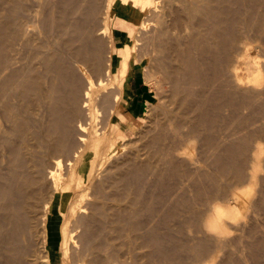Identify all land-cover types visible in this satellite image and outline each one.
I'll use <instances>...</instances> for the list:
<instances>
[{"label":"bare ground","instance_id":"1","mask_svg":"<svg viewBox=\"0 0 264 264\" xmlns=\"http://www.w3.org/2000/svg\"><path fill=\"white\" fill-rule=\"evenodd\" d=\"M34 1H36V0H34ZM92 1H94V0H92ZM162 1H164V0H162ZM195 1L196 2L190 1L191 3L188 5L189 8H188L187 13L190 15V17L192 15L193 17H191L190 19L194 20L193 18H195L197 16V14L202 12L204 14L203 18L200 15L199 16L201 18L200 17L199 18L202 20V23L205 22L206 24H208V30L205 31V32H202L203 30L200 31L199 27H198V29H197L194 37L192 38V40L191 41L190 40L187 41L188 43H185V45L183 47H179L177 44H176V47H174V46H172L173 44L171 43L172 44L171 45L172 46V50H174V52L171 50L174 53V54L171 53V55H172L171 57L173 58V55H174V57H175L174 59H176V61H180V67L176 68L177 65H174V66L172 65V66L174 68H176L177 71H178V68H180L179 70L182 71L181 72L182 74L177 73V72L176 73L180 74L181 78L184 75L185 76L184 78L185 79L187 78L186 82L188 83V85L189 84H191V85L195 84V85L198 86L197 89H196L197 92L193 91L194 93H196L195 97H194L195 94L193 92L190 93V94L187 93L188 95L186 93H183L185 90L182 92V94L188 96L187 98H184V99H186L185 100L186 103L183 102L184 103L183 106H186V104L195 101L196 109H195V106H194L193 111L191 113L190 112L188 113L189 115L191 114L189 120L185 119L186 117L184 118L183 113L184 112L186 113V111H184L183 113L181 112L183 116L179 115L180 114L179 111H182L183 110L182 108H184V107H182L181 110L178 111L179 114L176 113V109L174 111H172V112H174L173 114L179 115V118L177 117V115H176V117H174V118H178L179 119V120L177 119V122L175 121V123L178 124V125L181 124L180 125L181 127H183V126H186V127H184L185 128L184 131H183L184 135L181 134V133L178 135V136H180V135L184 136V137L180 136V137H182V139L184 138L183 140L180 138V140L182 142L180 141L181 143H179V144H181V145H179V146H177L175 148L171 147L173 149V153L172 154L170 153V154H171L172 157L173 156L174 157H182V158L190 157V159H192L191 156H192V152H193V148H194V143H195V141H197V139L204 138V139H206L205 141H206L207 144H211L210 143L211 142L210 133H212V132H210V131L213 128L212 127L213 123H211L212 124V126H211L210 122H211V117L212 116L211 117L209 116V113H208V112H210L209 110H213V111H211V113H215L216 115H218L220 113L222 107H223V109L225 107L226 108L229 107L232 110L233 109L234 110H239L241 112L243 111V110H240L241 108L242 109H250L252 112H251L250 115L248 113V116L245 117V120L252 121L250 123H253V121L256 122L257 120L258 121L262 120V122L259 124L261 126V130L259 132L260 133L259 137L260 136H264V67H263V65L259 64L260 62L258 60H256L255 57H251L252 53L251 54L249 53V47H248V45L251 47V45H250L251 44V40H252L251 38H253L252 32H251L252 35L250 34L251 38L249 37V33L248 32H250V30H253L254 34L256 35V37L254 38L255 42H256L257 38L258 39H260V38L263 39L262 37L264 35V12H261V9H262L261 7H264V0H205L203 2L201 0L200 1L195 0ZM1 2H3V0ZM6 2L7 3L9 2V4L11 6L8 7V9L6 11L4 10L5 13H2V12L0 13V142H1L0 146H1V148L4 147L2 150L8 149L10 151V154L7 155V157H9L11 155V161H10V163L8 162V164H9V171H7L8 173L7 174H3V172H2V174H0V264H25V263L27 264L28 263L27 261H29L30 260L29 258H31L33 255L30 257V255H29L30 252L28 253V256L26 255L27 253L25 254L24 249L26 248V246L24 247V244H21V242L25 238V235L23 233H25L28 230V226L31 225L33 219H37L36 220L37 222L35 221L34 226L36 227V225L38 224L37 227L40 226V228H41L40 234L42 233V240H43L42 243H43V247L45 248V255L41 256L42 258L40 259V262L43 263V264H50V255H49L48 250L46 249V241H47V223H48V220H49V216L48 215H49L50 210H51V197H49V195H50V194H48L49 192L47 193L48 195L43 194V192H45L44 191V189H45L44 185H45L46 180H50V183H51V186H52V194L55 193V192L64 193V192L72 191L71 187H70V183H68V185L65 186V185H63V182H62V179H61V172L63 170L62 168H64L63 167L64 158H66L65 160L68 161L67 164L71 166L70 168H68L69 175L71 176V180L74 177L77 176L75 178L76 179V188L80 190V193L75 198H74V195H72V197L70 199L71 201L69 202V205H68L69 207L67 209V212H62L61 210L59 211V213L62 216V223H61L62 225H61V228H60L61 229V233H60L61 241H60V245H59L60 248H61V260L64 261V262H67V264H69V260H68L69 253L68 252H69L70 245L72 244L71 240H74V238L75 239L78 238L80 240H77V241L78 242L80 241V243L82 245V249H81V245L79 243V246H80L79 252L80 251L84 252V253H82V252L79 253L77 250H75L76 248L74 249L76 251V253H74V255L79 253L78 255H75V257L80 255L79 258H81V259H79V260L77 259L79 264H82V262L84 260H88L90 262V263L88 262L89 264H98V263H100V264H113L112 262H110L111 261V258H109L110 256L108 257L109 259L107 257L104 258V259H107L109 261L105 260L103 262V260H104L103 257L100 260L101 257L98 258V256H97L98 253L96 254V251L100 249L101 244H102V242L100 243V241H97V239L99 240L98 237H100L98 235L101 234V233L99 234L98 232H99V230L101 232L102 228H100V229H99V227H98V229H97V227L95 228V224H94L95 222L94 221H96V220H93L94 219L93 217L91 219L92 222H90L91 220L88 219L89 220V224L87 223L88 221L86 222V220H85L87 218L84 217L85 218L84 219L83 216L81 218H79V219L76 218L75 219L76 221H72L73 223L75 222L74 225L72 224L73 228L71 226H69V223H72V222H70V217L75 216V214L77 212H79V213L81 212V213L86 214L85 213V209L87 207L85 206V203L87 201L84 203V205H83V202L85 201L86 196L89 195L86 192V189H88L89 187L85 188L87 186V185L85 186V184L90 182L94 178V176H96L95 175L96 171H98V170H100L102 168L104 169V167H103L104 166V162H105V160H107L108 157H110V153L114 149V145H115L114 137L116 135L120 136V137L124 136L123 129L121 127L125 123L126 120L124 119V114L119 112V111L117 112V110H116V104L119 103V96L118 97L115 96V98H114L115 103H114V102H110L109 101L110 98H112V97H109V99H108V97H106V96H108L109 94L108 95L106 94L105 98H106L107 102L109 101V103H107L105 101L104 102L109 105V106L107 105V107H106V104L104 105L105 107L103 106V102L102 101L105 100V99H103L102 101L98 100L99 99L98 96L100 97V99L102 98V96H100V94H99L100 92L104 93V91H105L107 93V92L110 91L108 89L111 88L109 80L105 79V77L106 78L110 77L111 73L114 74L115 76H116V73H119L121 76H126V74L128 72V69H129L130 58L132 57V54L134 53L133 52L134 51V49H133V47H134L133 41H131L129 36L123 34L122 35V42H121V44L123 43V46H122L121 49L119 47L120 45L116 47V52H117L116 54L118 55V58H117V61L114 62V60L112 59V56H111V51H110L111 48H112V42H113L112 29H111V23L110 22H113L114 17H115V15H117V13H121V14H123L124 17H119L118 21L115 22L116 23L115 25H118L120 27L124 23V19L132 21V19L135 18V16H136L138 11H140V10L144 11V10H147V9L155 6L156 5L154 3L155 0H107V10L105 12L104 21H103V24H102L101 31L98 32L101 35H103L104 38H107L106 40H108L107 44H108V47H109V54H108V61H107V63H105L106 66L103 63V62H105V60H101V57H100V56H102L101 53L99 55V52L101 50H98L99 49L98 48L99 47L98 44L100 45V42L97 44V42H95V41L94 42L92 41V43L90 41V43H91L90 46L88 44H87V46L86 45L82 46L83 44L80 41V40H82L81 39L82 37L80 36V33H81V35H83L84 33H82V32H85V30H83V31H81L79 33V30L81 29V26H82V24H81L82 22L81 23L80 22H76L75 24H73L72 26L74 28L71 27V25L69 27V24H68L69 29L66 27L67 30H71L70 28H72L73 31H75L73 33L72 30H71L72 34H70V32L68 31L69 34H70L69 36H72L73 34H76V35H79V36L75 35L77 38L75 36H72V37H69V39L67 38L68 40L67 39L66 40H62L61 42H59L61 39L52 40V37L49 34L50 32L49 31L47 32V30H51L52 27H50L51 28L50 29L47 26V29L45 31V34L46 33L47 34H46V39L44 40V42H42V43L37 45V41H35L36 42V43L34 42L35 44H33V43L31 44L32 40L30 39V35H29V38H27V35L29 33H31V31L29 30L30 32L27 33L26 30H25L26 27L24 29H22V24L24 22L22 24L19 23V22L22 21V20L20 21V17L22 15V10H23L22 3L23 2L21 3V0H6ZM6 2H4V3H6ZM67 2L70 3L69 0ZM214 2H216V4ZM29 3H31V2H29ZM37 3H38V0H37ZM37 3H36V8H37ZM93 4H91V7H92ZM27 5H26L25 8H27ZM4 6H2V7H4ZM29 6H31V5H29ZM122 6H127V9H123ZM159 6H161V5H159ZM96 7H97V5H96ZM163 7H165V5ZM31 8H32V6H31ZM71 8H72V6H71ZM162 8L160 9V7H159L160 10H162ZM66 9H67V5H66ZM78 9H79V7H78ZM76 10H77V8H76ZM94 10H95V8H94ZM96 10H97V8H96ZM155 10H153V11H155ZM0 11H1V9H0ZM33 11H34V9H33ZM30 12L31 13H35V12H32L31 10H30ZM76 13H77V11H76ZM76 13H73V14H76ZM157 13H159L158 10H157L156 14ZM163 13H164V11L162 12V14ZM90 14H92L91 11H90L89 15ZM25 15H26V13H25ZM65 15L66 14L63 13L61 18L58 17L60 19V21H59L60 22L59 24H61L60 27H62L64 25V23H65V21H66V19L68 17V16H65ZM33 16L35 17V15H33ZM95 16H96V14H95ZM151 16H149V17H151ZM34 17H32V19ZM154 17L153 18L155 20L156 16L154 15ZM82 19H84V18L82 17ZM151 19L152 18H150L149 20H151ZM200 19L198 21L199 24L204 25V23L202 24L200 22L201 21ZM35 20H37V19H35ZM162 20H163V18H162ZM39 21H40V19H39ZM44 21H45V19H44ZM56 21H58V20H56ZM41 22H43V21H41ZM84 22H86V21H84ZM148 22H150V21H148ZM154 22H156V21H154ZM67 23H71V21L70 22L67 21ZM143 23H147V22L143 21ZM157 23L159 24L160 20L158 22V19H157L156 24ZM24 24H27V23H24ZM24 24H23V26H26ZM34 24H36V23H34ZM46 24H47V22H46ZM50 24H52V23H50ZM162 24H163V22H162ZM140 25H142V23ZM147 25H148V23H147ZM156 26H157V28H159L158 25H156ZM162 28L164 29L165 27L163 26ZM201 28H202V26L200 27V29ZM40 29H42V28L40 27ZM82 29H84V28L82 27ZM159 31H160V29H159ZM163 31L164 30L161 29L160 33L163 34ZM167 31H164L165 32L164 35H166ZM90 32H92V31H90ZM167 34H168V32H167ZM33 35H34V33H33ZM89 35H86V36L89 37ZM41 36H42V34H41ZM161 36H163V35H160L159 37L161 38ZM39 37L40 36H38V38ZM78 37L80 38V40H78L79 39ZM40 38H42V37H40ZM72 38L76 39V42H75V40L72 41L73 40ZM90 38H93L92 34H91ZM160 38H158V39H160ZM165 38H166L165 36L163 38H161V43H162V41L166 42ZM189 38L191 39L190 36H189ZM167 39H168V36H167ZM30 40H31V42H29ZM35 40H38V39L36 38ZM77 40H78V42L79 41L80 42L78 43ZM71 41H72V43H70ZM165 42H164L163 46L161 44L162 48H161V46L159 47L160 51L162 49V52H164L163 47L165 46ZM258 42H256V43H258ZM76 43H78V44L81 43V45H79V48H78V45H76ZM73 44L76 45L74 48L71 47ZM102 44H103V42H102ZM17 45L18 46L19 45L22 46V48L18 47ZM167 45H168V47L170 49L171 46H169V44L166 43V47H167ZM164 49L166 50V48H164ZM262 51H264V50H262ZM105 52H108V51L105 50ZM166 52L169 53L167 50H166ZM258 53H260V52H258ZM21 54H22L24 63L19 62V64L22 63V65L20 64L21 67L19 66V68H17L16 66L13 65V63H14V61L17 62V59H18V57ZM160 55H162V54H160ZM160 55L156 56L158 61L160 60ZM164 55L161 56V57L163 58ZM167 58L168 57L166 55V59ZM177 58L179 60H177ZM256 58H257V56H256ZM103 59H106V58H103ZM163 59H165V58H163ZM152 60H155V59H152ZM158 61H156V62H158ZM72 62L74 63V65L72 64ZM161 62H162V60H161ZM114 63L117 65L116 71H113ZM160 63L158 62V65H160ZM163 63L164 62L161 63V66L166 67L167 63H164V65H163ZM71 64L74 67L76 66L78 71L81 73V74L80 73L79 74L84 77L85 83H80L82 81L78 78L79 76L76 73L77 70L75 71V69L72 67ZM85 64H89L90 65V69H87L88 67H86ZM176 64H179V62L178 63L176 62ZM156 66H157V64H156ZM161 66H158V67L162 68ZM167 66H168V64H167ZM174 68L173 69L171 68V69L173 71H175L176 69H174ZM91 69L93 71H91ZM163 69H164L163 71L166 73L165 70L167 68L166 69L163 68ZM172 70L170 72H172ZM159 71H161V69ZM163 71H162V73H164ZM165 73H164V75L167 76ZM149 74L150 73L147 74L149 77L147 75L146 76H147L148 80L149 79L152 80L153 76L151 77L152 78L151 79ZM165 76H164V78H165ZM20 77L23 78V80L20 79L21 81H19L18 78H20ZM181 78L179 76L180 80H181ZM56 79L59 80L58 85H56V83H55ZM165 79H168V77H166ZM175 79H177V77H175ZM179 79H177V80H179ZM185 79H183V80H185ZM186 82H185V84L187 85ZM191 85L189 87L188 86L186 87V89L189 88L188 92H189L190 89L194 88V87L192 88ZM178 90H180V89H178ZM194 90H195V88H194ZM185 92H187V90ZM111 93H110V95H111ZM116 93L118 94L119 92H116ZM178 93H180V92H178ZM114 94L115 93L113 92V95ZM14 96H16V97L18 96L21 99V102H18V103H21L20 106L17 105L18 107L15 106L16 104L14 105V104L10 103V100ZM103 96H104V94H103ZM32 99H34V101H32ZM17 100H18V98H17ZM111 100H113V99H111ZM32 103L34 105L36 104L39 108H41L42 116L43 115L46 116V117L44 116L46 118V120L44 119L45 122H42V123H45V125H40L39 124V127H37V128L35 127L36 129H32L31 128L32 124H31V117H30V108H31ZM110 104L111 105L114 104V106L113 105L111 106ZM193 104H194V102H193ZM100 105H101L102 109L104 108V110L101 112V114L104 111L106 113L107 110H105V108H109L111 106V109L108 112L109 115L106 116V118H105V120H107V122H108L107 124L111 125L110 131L109 130H104V128L102 129V131L100 129L95 128L94 129L95 135L93 137H89L88 136V125H98V124H102L103 121H104V120H101V119H104V116L100 115V110H102L100 108ZM180 105H181V103H180ZM188 106H186V107H188ZM167 107L168 106H166V108ZM185 109H187V108H185ZM188 109H190V108L188 107ZM163 110H165V109H163ZM39 111H40V109H39ZM194 111L196 112L194 114L195 116L197 115L196 117L193 115ZM217 111H219V113ZM239 111H238V113H239ZM246 111H248V110H245L243 113H245ZM82 112H84V114ZM168 112L166 114V117H167V115L170 114L171 115L170 118H173L172 114H171L172 112L170 111L171 113L169 112V114H168ZM108 113H106V114H108ZM211 113H210V115H212ZM162 114L165 115V112L162 113ZM102 115H104V114H102ZM111 115H113V116L111 117ZM76 116H79V117L77 118ZM180 116L183 117V119H181V121H180V118H181ZM74 117H76V121H77V122L75 121L76 122V127L75 128L72 127L73 123H74ZM107 117H109V118L107 119ZM41 118H40V120H41ZM163 118H164V120L167 121V118H165V117H163ZM174 118L172 119L173 121H174ZM187 118H189V117H187ZM214 118H216V117H214ZM242 118H244V117L242 116ZM8 120H11L9 122H11L10 124H12V126L10 128L8 127L9 129L6 127V123L8 122ZM122 120H123V122H121ZM172 120H170L169 122H171ZM182 120L185 121V122H186V120H188V121L185 124V122L183 123ZM161 121H163V119ZM212 121H214V120H212ZM37 122H39V118H38ZM169 122L168 123L166 122V124H168V126L172 125ZM179 122H181V123H179ZM166 124H165V126H167ZM173 124H174V122H173ZM222 124H224V123H222ZM174 126L172 125L173 128L177 127V125L175 127ZM209 126L211 127V129H210ZM104 127H106V126H104ZM223 127H225V126H223ZM173 128H172V130H173ZM179 128H176V129H179ZM162 129H163V127H162ZM169 129L171 130V127ZM209 129H210V131H209ZM258 129H260V128H258ZM160 130H161V128H160ZM166 130H167V128H166ZM181 130H183V128ZM162 131H164V130H162ZM177 131L179 133L180 129L176 130V132ZM173 132H175V131H173ZM178 133H176V134H178ZM234 133L235 132H233V134ZM251 133H253V132H251ZM163 134H164V132H163ZM173 134H175V133H173ZM221 134L223 135V132ZM244 134H245V132H244ZM9 135L10 136L12 135V137L15 136L16 140L12 139V137L10 138ZM175 135H174V138L176 139L177 135L176 136ZM256 135H258V134H256ZM165 136L166 135H164V137ZM178 136H177V141H176L175 144H177L178 141H179L178 140V138H179ZM255 136H254V138H255ZM157 138H159V137H156V139ZM256 139H255V141H257V142L254 143L255 145L253 147V150H252V152L249 151V153L251 152V154L248 155V156H251V160H249L251 162V166L248 165L249 168H250L249 171L243 172V171H245V170H243L244 167L242 165L243 163L241 162L242 161V157H244V156H242V154L245 153L243 149L240 151V154H239L240 157L238 158L239 160H236L238 155L236 156V159H235L236 161L234 159H232V158H235V156L233 154L231 155L232 158H229L230 160H228L229 161V162H227L228 164L226 163V159H228V156L230 154L226 157V159L224 158L225 161L222 160V161H224L226 163V166H225V163H223L224 165H222V166H225L227 168H230L231 166H233V168H236L238 170V173L236 174L234 172V169H232L233 172L236 174L237 178L240 179L244 175V173H247V175H244V177L246 176L249 186L248 185L247 186H243L242 189L236 190L233 193L231 192L232 193L231 194V198H229V199L232 201V203L230 205L218 204V202H217L218 200L216 201L217 204L215 203L212 206L210 205L211 207L208 210L209 211L208 217H207V214H206L205 216L207 217V219L205 220L203 218L205 222L201 221L203 223V225L202 224L201 225L204 226V229L206 231L204 233H207L211 237H216L217 239H219L221 237L224 238L223 236H225L227 234V232H229L228 231L229 227L237 228V227H239L238 225H240L241 222H242V224L240 226L243 225V221L247 222V221H245L246 219L244 220V218L246 216V213H247L249 207L251 206L250 201H251V195H252V190H253L252 186L256 187L255 184H257L258 177H259L257 175V171L261 168L262 161H264V143L260 142L261 140L258 141L259 139L258 140H256ZM76 142H78V145L76 146V149H74ZM201 142H202V139H201ZM233 142H235V141H233ZM230 143L232 145V142H230ZM245 143H246V141H245ZM163 144H165V143L163 142ZM247 144H248V141H247ZM241 146H243L242 148H244V144L241 145ZM167 147H168V145H167ZM206 147H207V145H206ZM229 148H230V152L232 153V151H233L231 149L232 147H228L227 150H225V153H227L229 151ZM121 149H123V148H121ZM172 149L171 150L169 149V150L172 151ZM246 151H248V149ZM6 152H5V154H6ZM88 152H91L92 156H91L89 162L87 164H85L84 160H85V156H86V154ZM165 153L168 156V153L164 151V154ZM233 153H234V151H233ZM246 154H247V152H246ZM49 157L53 158V160H54L53 161L54 165H52V168H49V165L45 166L47 163L45 165H43L46 162L45 159H48ZM168 157H170V156H168ZM174 157L171 159L172 161H173ZM9 159H10V157H9ZM243 159H245V158H243ZM6 161H8V160L6 159ZM172 161L170 163H173ZM159 164H157V165H159ZM221 164H219V165H221ZM154 165H155V163H154ZM154 165H152V166H154ZM141 166L142 165H140V167ZM161 166H162V164H161ZM6 167H8V166L6 165ZM43 167H45V170H46V168H48L46 170L47 173H45V170H43ZM145 168L146 167H144V169ZM246 168H248V167L246 166ZM3 169H5V168H3ZM149 169L150 168H148V170ZM202 169H204V168H202ZM83 170H85V172H86L85 177L82 175V171ZM164 170H166V168ZM229 170L231 171V169H229ZM237 170H235V171L237 172ZM43 171H44L45 175H44ZM138 171H139V169H138ZM179 171H180V169H179ZM154 172H155V170H154ZM163 172H162V175H163ZM96 173H99V172H96ZM158 174L160 175V173H158ZM222 174H223V172H222ZM235 174H234V176H235ZM177 175H178V173H177ZM262 175H261V177H262ZM210 177H209V179H210ZM236 177H234V178H236ZM157 178H159V177L157 176ZM232 178H233V176H232ZM188 180H189V178H188ZM242 180H244V178ZM181 181H182V179H181ZM235 181H238V180L235 179ZM262 181H261V183H262ZM238 182H237V184H238ZM47 183H46V187H48ZM209 183H211V182H209ZM244 183H245V180H244ZM143 184H145V183H143ZM219 185H220V183H219ZM210 186L212 187V185H210ZM232 186H233V184H232ZM92 188H93V185H92ZM49 189H50V187H49ZM49 189H48V191H49ZM226 189L227 188H225V190ZM220 190H222V189H219V191ZM95 191L97 193H99V195L96 194V196H95L94 192H93L91 197L99 198L100 196H102V198H104L103 195H105V194H103V192H101V191L99 192L97 190H95ZM204 192H206V190ZM100 193H102V194L100 195ZM159 194H160V192H159ZM220 194H222V193H220ZM45 196L46 197L48 196L47 199L45 198ZM137 196H140V195H137ZM72 198H74V199H72ZM88 198H89V196H88ZM206 199H208V198H206ZM93 200H91V201H93ZM101 200H103V199H101ZM175 201H177V200H175ZM224 201H226V200H224ZM93 202L96 203L97 201L96 202L93 201ZM260 202H262V201H260ZM228 203H230V202H228ZM96 204H97L96 206L99 205L98 203H96ZM167 204H168V202H167ZM262 204L263 203H261L260 205H262ZM177 205H178V203H177ZM200 205H202V204H200ZM187 206L189 207V205H187ZM152 207H154V206H152ZM92 208H93V206H92ZM173 211H175V210H173ZM251 211H252V208H251ZM91 212H92V209H91ZM205 212H206V210H205ZM255 212L257 213V211H255ZM79 213H77V214H79ZM164 213H163V215H164ZM260 213H257V214H260ZM65 214H68V216H66ZM97 215L94 214L93 216H97ZM115 215L117 216L118 213H116ZM202 215H204V214L202 213ZM37 216H38L39 219L37 218ZM91 216H92V213H91ZM120 216H122V214H120ZM154 216H156V215H154ZM169 216H172V215H169ZM247 216H249V215H247ZM202 217L203 216H201L200 219ZM95 218H98V216L95 217ZM251 219H253V218H251ZM72 220H74V219H72ZM185 220H186V218H185ZM98 221L99 220H97V222ZM121 221H123V220H121ZM248 221L251 222V220H249V219H248ZM262 221H263V219H262ZM139 224H140V222H139ZM182 224H184V223H182ZM185 225H187V223ZM247 226H248V223H247ZM70 227L72 229H70ZM128 227H127L128 228V232L130 233L132 231V228H130L129 225H128ZM191 227H192V225H191ZM245 227H244V229H245ZM149 228H151V227H149ZM240 228H242V227H240ZM249 228H251V227H249ZM25 229H26V231H25ZM162 229H164V228H162ZM177 229H178V227H177ZM231 229L232 228H230V230ZM38 230L40 231L39 228H38ZM74 231L75 232L76 231H78V232L80 231V234L77 232L79 234V236L77 235L78 237H76V235H75L74 238L72 237L73 236L72 234H74L73 233ZM192 231H194V230H192ZM235 231H238V230L236 229ZM247 231H249V230H247ZM137 232H139V231H137ZM149 232L148 233L145 232L147 235L145 237L142 235L144 239L142 238L143 240H141V239L140 240L141 241L145 240V241L148 242V240H146V239H147L148 234H151V232L150 233ZM28 233L29 232H27V234ZM158 233H157V235H158ZM179 233H180V229H179ZM249 233H250V231H249ZM255 233H253V234H255ZM258 233H259V231H258ZM151 236H155L153 238L156 239V241H158V242L164 241V238H161L160 236L156 237L155 234L153 235V230H152V235H150V237H149L150 240H151ZM175 236H177V235L175 234ZM186 236H187V234H186ZM227 236H229V235H227ZM138 237L139 236H137V238ZM164 237H165V242H166V236H164ZM229 237L233 238L232 236H229ZM153 238L151 240L152 242H150V243L154 245V248L156 249V251L161 255V257H158V259H161L162 256L163 257L166 256L167 258L169 257V259L171 257H173L172 256L173 253L172 252L170 253V251H172L173 249L172 250L168 249L169 251L167 249H164L161 246L162 245H166V244L165 243L163 244V242H162L161 245H160V243L157 244L154 241ZM160 238L162 239L161 241H159ZM100 239H102V238H100ZM217 239L213 240L214 243H216L215 240L218 242ZM208 240H210V238H208ZM208 240H206L207 242L205 241L203 244L200 245V250L196 251V253H202L203 252L205 254V251L208 248ZM234 240H237V238L233 239V242H234ZM261 240H260V242H262ZM69 241H70L71 244H69ZM174 241H175V239H174ZM219 241H221V240H219ZM231 241H232V239H231ZM253 241H254V239H253ZM256 241L258 242V243L256 242L258 245H257V249L255 251H257V253H259V254L260 253L263 254V251H262L264 249L262 247L263 244L261 245L259 243V240H256ZM72 242H76V241H72ZM147 242H145V243H147ZM175 242H177V241H175ZM178 242L180 243V241H178ZM191 242H193V241H191ZM127 243L129 245L128 241H127ZM145 243H143L144 246H145ZM154 243H156V244H154ZM235 243H236V241H235ZM102 245H105V244H102ZM157 245H159V246H157ZM180 246H182V245H180ZM185 246H187V245H185ZM251 246H253V245H251ZM128 247L130 248V245ZM221 247H223V246H220V248ZM27 248H30V247L27 246ZM145 248H146V246H145ZM192 248H194V247H192ZM226 248H224V249H226ZM244 248H245V246H244ZM255 248H253V249H255ZM26 249H25V251H27V250L29 251V249H27V250ZM102 249H104V247ZM148 249H149V247H148ZM235 250H237V249H235ZM99 252H100V250H99ZM126 252H128V250ZM129 252H130V249H129ZM138 252H141V251H138ZM153 252H151V253H153ZM143 253H141V254H143ZM206 253H207V251H206ZM32 254H34V253H32ZM95 254H96L97 257L95 256ZM243 254H244V251H243ZM262 254H260V255H262ZM25 255L28 257L29 260L26 259L27 257L26 258L24 257ZM40 255H41V253H40ZM87 256H89V258L91 256L92 259L91 258H90L91 260H89V258L87 259ZM128 256L129 255L127 254L126 257H128ZM190 256H191V254H190ZM238 256L240 257V255H238ZM75 257L73 256V260L75 259ZM150 257H148V259ZM191 257H193V256H191ZM33 258H35V257H33ZM152 258H153V256H152ZM207 258H208V256H207ZM130 259L131 258L129 256V261H131ZM162 259H164V258H162ZM37 260H38V258H37ZM114 260L112 259V261H114ZM164 260H166V259H164ZM188 260H189V258H188ZM237 260H238V258H237ZM178 261H179V259H178ZM32 262H34V261H32ZM101 262H103V263H101ZM151 262H152V260H151ZM153 262H155V261H153ZM190 262L187 263V264H190ZM193 262H196V259ZM193 262H191V264H193ZM211 262H212V259H211ZM230 262H233V261H230ZM234 262H236V261H234ZM241 263L243 264V262H241ZM120 264H132V263H130V262H128V263L126 262L125 263L124 262V263H120ZM183 264H186V263H183ZM207 264H208V262H207Z\"/></svg>","mask_w":264,"mask_h":264},{"label":"rangeland","instance_id":"2","mask_svg":"<svg viewBox=\"0 0 264 264\" xmlns=\"http://www.w3.org/2000/svg\"><path fill=\"white\" fill-rule=\"evenodd\" d=\"M2 0H0V13H5V11L8 9V7H10L11 5L9 4V2L7 3L6 0H3V2H1ZM52 1V2H51ZM58 1V2H57ZM68 0H38V3H37V0L34 1V0H21V3L23 5V10H22V15L20 17V21L19 23H27V24H24L26 26H23L22 24V29H24L25 27V30L27 33H29L31 31V33H29L27 35V38H29V35H30V39L31 40L29 42H31V44H35L37 41V45L44 42V40L46 39V34H45V31L47 29V26L48 28L52 27L51 30H47V32L49 31L51 37H52V40H58V39H61L59 42H61L62 40H66L67 38L69 39V37H72V36H75L76 34H73L72 36H69L71 33V30L72 32L74 33L75 31H73L72 28H70L71 30H67L66 27L69 29L70 25L71 27H73L72 25L75 24L76 22H82V26H81V29L79 30V33L83 30H85V32H82L84 33L83 35H81L80 33V36L82 37L81 39L83 40H80V38L78 40H80L82 42V46L86 45L87 44L90 46L92 41L94 42H97V44L100 42V45L98 44V50H101L99 52V55L101 53L102 56L101 57V60H105V62H103L104 64L107 63L108 61V54H109V47H108V40H106L107 38H104L103 35H101L100 33H98L99 31H101V28H102V24H103V21H104V17H105V12L107 10V0H69V2H67ZM84 1V2H83ZM91 1V2H90ZM161 1V2H160ZM183 1V2H182ZM190 1H193V2H196L195 0H190ZM189 0H155V6L147 9V10H140L137 12L136 16L134 19H132V21L130 20H125L124 19V23L119 27L118 25H115L118 21V18L119 17H124L123 14L121 13H117V15H115L114 17V20L113 22H110L111 23V29H112V37H113V42H112V48H111V56H112V59L114 60V62L117 61V58H118V55L116 54V47L119 46L120 49L122 48L123 46V43L121 44L122 42V35L125 34L127 36L130 37L131 41H133L134 43V53L132 54V57L130 58V61H129V69H128V72L126 74V76H121L119 73H116V76L114 74L111 73V76L106 78L105 79H108L109 82H110V86L111 88H109L108 90H110L109 92H100V96H102V98L100 99V97L98 96V100H103V106L106 104L105 102H107L105 96L106 94L108 96V99L109 97H112L110 98V102H114V98L115 96H119V103L116 104V110L117 112H121L124 114V119L126 120L125 123L122 125V129H123V133H124V136L123 137H120V136H115L114 137V141H115V145H114V149L113 151L110 153V157L107 158V160H105L104 162V169H100L96 172H99V173H96L95 172V175L94 178L88 182L87 184H85V188L89 187L88 189H86V192L87 194H89V198L88 196H86V199L85 201L83 202V205L85 203V206L87 207L85 209V213H79V214H75V216L73 217H70V222L72 221H76L75 219L76 218H81L83 216V218H87L85 219L86 222L89 224V220L92 219V217L94 218L93 220H96L94 221L95 223V228L99 227L102 228L101 232L99 230V234L98 237L99 240L97 239V241H100V243L102 242V244H105V245H102L101 244V247L104 249H102L100 247V252L99 250L96 251V254L98 256V258H100V260L104 258H111V261L113 264H120V263H132V264H183V263H189L190 261L193 262L195 259H196V262H193V264H242L241 262H243V264H264V161H262L261 163V168L257 171V175L259 176L258 177V181H257V184L256 187L252 186V195H251V201H250V204H251V208H252V211H251V208L249 207L247 213H246V216L249 215V216H245L244 220L247 221V222H244L243 221V225L240 226L238 225L239 227L237 228H234V227H229L228 228V231L227 234L225 236H223L224 238H219L217 239L216 237H211L209 236L207 233H204L206 232L205 229H204V226L202 222H205L204 219L206 220L207 217H208V213H209V209L210 207L213 205V204H221V205H230L232 203V201L229 199L231 198V194L236 191V190H239V189H242L243 186H247L248 185V181H247V178L246 176L244 177V175H247V173H244V175L239 179L236 177V174L238 173V170L236 168H233V166H231L230 168H227L225 167L226 166V163L229 162L228 160H230L229 158H232V154L235 156V158H232V159H236V156L238 155L237 159L236 160H239L238 158L240 157V151L243 149L245 153L242 154V165L244 167L243 172H246V171H249L250 168L249 166H251V162L249 160H251V156H248L251 154L252 150H253V147H254V143H256L260 137V139L258 141L264 143V136H260V130H261V126L259 125L262 120H257L256 122L253 121V123H250L252 121H248V120H245V117L248 116V113L249 115L251 114V110L250 109H240V110H243L242 112L239 111V110H232L231 108H224L223 107L221 108V111L219 113V111H217L218 115H216L215 113H211V111L213 110H209L210 112L209 113V116L211 117V122H210V125L212 126L211 123H213V128L212 130L209 131L212 132L210 133V137H211V144H207L206 143V139L204 138H201L202 139V142H201V139H197V141H195L194 143V148H193V152H192V159H190V157L186 158H182V157H174L173 161L171 160L173 157L171 156V154L173 153V149L172 148H175L181 144L182 141L180 140V138L182 139V137H184V127L186 126H183L181 127L180 125L176 124L175 121L177 122V119L179 118V115L183 116L184 115V118L185 119H190V115L188 114L189 112L191 113L194 109V106H195V109H196V105H195V101L194 104L193 102H190L188 104H186V106H188L190 109H188V107L186 106H183L186 99L184 98H187L188 94L187 93H192L193 91L194 92H197V85L195 84H189L186 82L187 78L185 79L184 75L182 76L181 78V75L182 74L181 70H179L180 68H178V71H177V67H180V61H176V59H174V55H173V58L171 57V53L174 52V50H172V46L176 47V44L179 46V47H183L185 45V43H188L187 41H191L192 38L194 37L198 27H199V30H203L202 32H205L208 30V24H206L205 22L204 25H201L199 24V19L203 16L204 14L201 12L199 14H197V16L195 18H193L194 20L190 19L191 17H193L187 13L188 11V8H189V4L191 3ZM200 1V0H198ZM202 2L205 1V0H201ZM6 2V3H4ZM26 2V3H25ZM29 2H33L32 4L29 3ZM42 4H41V3ZM65 2V3H64ZM163 2V3H162ZM189 2V3H188ZM192 2V3H193ZM213 2V1H212ZM36 3H37V8H36ZM58 3V4H57ZM73 3V4H72ZM77 5H76V4ZM94 3V4H93ZM162 3V4H161ZM184 3V4H183ZM216 4V2H214ZM5 6H4V5ZM27 5V8L26 5ZM39 4V5H38ZM65 4V5H64ZM88 4V5H87ZM91 4L92 7H91ZM97 7H96V5ZM161 6H159V5ZM31 5V6H29ZM34 5V6H33ZM44 5V6H43ZM66 5H67V9H66ZM70 5V6H69ZM81 5V6H80ZM87 5V6H86ZM100 5V6H99ZM165 5V7L163 6ZM4 6V7H2ZM40 6V7H39ZM72 6V8H71ZM183 8H182V7ZM187 6V7H186ZM2 7V8H1ZM6 7V8H5ZM79 7V9H78ZM81 7V8H80ZM123 9H127V6H122ZM162 8V10L159 9ZM31 8V9H30ZM77 8V10H76ZM89 8V9H88ZM95 8V10H94ZM97 8V10H96ZM154 8V9H153ZM186 8V9H185ZM261 12H264V7H261ZM34 9V11H33ZM51 9V10H50ZM64 9V10H63ZM156 9V10H155ZM3 10V11H2ZM5 10V11H4ZM30 10L32 12H35V13H31ZM55 10V11H54ZM150 12H149V11ZM155 10L157 12V10L159 11V13L156 14ZM39 11V12H38ZM54 11V12H53ZM77 11V13H76ZM85 11V12H84ZM90 11L92 12V14L89 15ZM164 11V13L162 14V12ZM41 12V13H40ZM52 12V13H51ZM57 12V13H56ZM72 14H71V13ZM83 12V13H82ZM155 12V13H154ZM161 12V13H160ZM26 13V15H25ZM66 14L65 16H68L64 25L62 27L61 24H59L60 22V19L62 14ZM68 13V14H67ZM70 13V14H69ZM73 13H76V14H73ZM86 13V14H85ZM156 16V19L154 20V15ZM174 13V14H173ZM31 16H30V15ZM44 14V15H43ZM96 14V16H95ZM154 17H152L151 15ZM188 14V15H187ZM17 15V14H16ZM35 15V17L33 16ZM85 15V16H84ZM89 17H88V16ZM201 17H200V16ZM29 16V17H28ZM93 16V17H92ZM95 16V17H94ZM151 16V17H149ZM175 16V17H174ZM179 18H178V17ZM189 16V17H188ZM31 17V18H30ZM32 17H34L32 19ZM37 17V18H36ZM59 17V18H58ZM74 17V18H73ZM82 17L84 19H82ZM88 17V18H87ZM200 17V18H199ZM227 17V16H226ZM150 18H152L151 20H149ZM163 18V20H162ZM177 18V19H176ZM37 19V20H35ZM40 19V21H39ZM47 24H46V22ZM54 19V20H53ZM157 19H158V22L160 20V23L156 24L157 22ZM198 19V20H197ZM32 20V21H31ZM58 20V21H56ZM73 20V21H72ZM75 20V21H74ZM201 20V19H200ZM39 21V22H38ZM43 21V22H41ZM71 21V23H67ZM86 21V22H84ZM143 21L147 22V23H143ZM150 21V22H148ZM156 21V22H154ZM36 24H34V23ZM93 22V23H92ZM163 22V24H162ZM202 23V20L200 21ZM52 23V24H50ZM95 23V24H94ZM142 23V25H140ZM202 23V24H203ZM68 24H69V27H68ZM197 24V25H196ZM45 25V26H44ZM159 28H157V26ZM195 25V26H194ZM206 25V26H205ZM85 26V27H84ZM156 26V27H155ZM165 27L164 29L162 27ZM202 26V28L200 29V27ZM205 26V27H204ZM40 27L42 29H40ZM45 27V28H44ZM82 27L84 29H82ZM91 27V28H90ZM161 27V28H160ZM74 28V27H73ZM88 28V29H87ZM98 28V29H97ZM122 28V29H121ZM121 29V30H120ZM160 29V31H159ZM161 29L164 30V31H167L166 32V35H164V31H163V34H161ZM30 30V31H29ZM64 30V31H63ZM89 30V31H88ZM170 30V31H169ZM37 33H35V32ZM44 31V32H43ZM67 31V32H66ZM70 34H69V32ZM92 31V32H90ZM153 31V32H152ZM199 31V32H200ZM55 32V33H54ZM63 32V33H62ZM87 32V33H86ZM253 34V38L250 37V34ZM34 33V35H33ZM66 33V34H65ZM78 33V34H79ZM160 33V34H159ZM171 33V34H170ZM194 33V34H193ZM245 33V32H244ZM249 33V37L253 40H251V47L248 45L249 47V53L251 54V57H255L256 60H258L260 63V65H263L264 67V35H263V39H256V43L254 41V38L256 37V35L254 34L253 30H250ZM32 34V35H31ZM39 34V35H38ZM42 34V36H41ZM62 34V35H61ZM90 34V35H89ZM91 34H92V37L93 38H90L91 37ZM154 34V35H153ZM251 34V35H252ZM68 35V36H67ZM86 35H89V37H87ZM160 35H163L161 36V38H163L164 36L166 37L165 40V46L163 47V50L164 52H162V49L160 51V46L162 44H164V42L162 41L161 43V38L159 37ZM34 38H33V37ZM37 36V37H36ZM38 36L42 37V38H38ZM60 38H59V37ZM76 36H79V35H76ZM75 36V37H76ZM98 36V37H97ZM102 38H101V37ZM167 36H168V39H167ZM189 36L191 37V39L189 38ZM38 40H35L36 38ZM157 37V38H156ZM33 38V39H32ZM56 38V39H55ZM77 38V37H76ZM85 40H84V39ZM101 38V39H100ZM160 38V39H158ZM175 38V39H174ZM177 38V39H176ZM187 38V39H186ZM67 39V40H68ZM75 42H76V39L72 38ZM186 39V40H185ZM40 40V41H39ZM42 40V41H41ZM77 40V42H78ZM106 40V41H105ZM185 40V41H184ZM39 41V42H38ZM70 41V40H69ZM72 41L70 43H72ZM79 41V42H80ZM91 41V43H90ZM156 41V42H155ZM159 41V42H158ZM35 42V43H34ZM78 42V43H79ZM103 42V44H102ZM151 42V43H150ZM256 44H255V43ZM76 43V45H78V48H79V45ZM157 43V44H156ZM166 43L169 44V46H172L166 47ZM172 43V44H171ZM263 43V44H262ZM105 44V45H104ZM255 44V45H254ZM259 44V45H258ZM74 45V44H73ZM71 46V47H75L76 45L74 46ZM257 45V46H256ZM18 46V45H17ZM161 46V48H162ZM18 47H21L22 46H18ZM263 47V48H262ZM166 48V50L169 52L167 53L166 50L164 49ZM170 51H169V50ZM262 51H260V50ZM104 50V51H103ZM108 51V52H105ZM173 52H172V51ZM252 50V51H251ZM158 51V52H157ZM193 51V50H192ZM260 52V53H258ZM105 53V54H104ZM158 53V54H157ZM256 53V54H255ZM258 53V54H257ZM263 53V54H262ZM162 54V55H160ZM165 54V55H164ZM174 54V53H173ZM105 55V56H104ZM160 55V60L158 61V59L156 58V56ZM163 59L161 56H163ZM166 55H167V59H166ZM257 58H256V56ZM194 56V55H193ZM261 56V57H260ZM103 58H106V59H103ZM171 58V59H170ZM152 59H155V60H152ZM262 59V60H261ZM161 60L162 62L164 63H167L166 64V67H163L161 66ZM177 60H179L177 58ZM153 61V62H152ZM158 61L160 63V65H158ZM16 61H14L13 65L16 66L17 68H19V66L21 67L22 63H24V60H23V57H22V54L18 57L17 59V64L15 63ZM19 62H22L19 64ZM102 62V61H101ZM176 62L179 64H176ZM102 63V64H103ZM155 63V64H154ZM163 63V65H164ZM263 63V64H262ZM72 64L74 65V63L72 62ZM71 64V65H72ZM157 64V66H156ZM70 65V66H71ZM72 65V67L75 69L77 75L79 76L78 78L82 81L80 83H85V80H84V77L82 75H80L81 73L78 71V69L76 68V66L74 67ZM86 67H88L87 69H90V65L89 64H85ZM154 65V66H153ZM174 65H177L176 68H174L173 66ZM106 66V64H105ZM158 66H161L162 68L158 67ZM92 67V66H91ZM157 67V68H156ZM93 68V67H92ZM163 68H167L165 71L166 73L163 71L164 69ZM176 69L175 71H173L172 69ZM117 69V65L114 63L113 65V71H116ZM157 69V70H156ZM161 69V71H159ZM170 69V70H169ZM172 70V72H170ZM91 71H93L91 69ZM162 71L167 75L165 76L164 73H162ZM168 71V72H167ZM160 72V73H159ZM170 72V73H169ZM180 73V74H177V73ZM80 73V74H79ZM150 73V78L153 80H148L147 78V74ZM174 73V74H173ZM177 75H176V74ZM170 74V75H169ZM147 75V76H146ZM168 77V79H165L164 78ZM179 76L181 78V80L179 79ZM130 77H132V79L134 80V84L136 85V91L135 92H129L127 87H126V84L128 83V80L130 79ZM149 77V76H148ZM175 77H177V79H175ZM19 81L23 80V78H18ZM21 79V80H20ZM185 79V80H183ZM79 80V81H80ZM56 82V85H58L59 83V80H55ZM84 81V82H83ZM180 81V82H179ZM185 82L187 83V85L185 84ZM192 86V88L194 87L193 89H190L189 92H188V89H186V87L188 86ZM191 88V87H190ZM180 89V90H178ZM107 90V91H108ZM187 90V92L185 91ZM192 90V91H191ZM184 91V92H183ZM113 92L116 94L113 95ZM116 92H119L118 94ZM177 92V93H176ZM180 92V93H178ZM183 93H186L187 95H184L182 94ZM193 92V93H194ZM121 93V94H120ZM102 94V95H101ZM104 94V96H103ZM120 94V95H119ZM194 97L196 96V93H194ZM183 95V96H182ZM114 96V97H113ZM176 96V97H175ZM186 96V97H185ZM192 96V95H191ZM18 98V100H17ZM177 100H176V99ZM113 99V100H111ZM182 99V100H181ZM32 101H34V99H32ZM105 101V102H104ZM109 101L107 103H109ZM14 102V103H13ZM18 102H21V99L20 97H16L14 96L11 100H10V103L12 104H16L15 106H20L21 103H18ZM184 102V103H183ZM18 103V104H17ZM181 103V105H180ZM102 105V104H101ZM100 105V108L102 109ZM108 104H106V107H107ZM111 105V104H110ZM114 106V104H112ZM111 105V106H112ZM162 105V106H161ZM168 106L166 108V106ZM17 106V107H18ZM109 106V105H108ZM111 106L109 108H105V110H107L106 113H108L111 109ZM181 106V107H180ZM105 107V106H104ZM173 107V108H172ZM180 107V108H179ZM184 107V108H182ZM192 107V108H191ZM162 108V109H161ZM172 108V109H171ZM181 108L183 109L182 111H179L181 110ZM187 108V109H185ZM40 109V111H39ZM165 109V110H163ZM169 109V110H168ZM176 109V113L180 114L177 115V114H173L174 111ZM104 110V108L102 110H100V115L101 116H104V119H101V120H104L102 124H98V125H88V136L89 137H93L95 135V131L94 129L97 128V129H100L102 131V129L104 128V130H109L110 131V128H111V125L110 124H107V120H105L106 116L109 115L105 113V111L102 113L104 115L101 114V112ZM115 110V111H116ZM167 110V111H166ZM245 110H248L246 111L245 113H243ZM172 114V117H177L178 118H174V121L172 120L173 118H170L171 115L169 114V112ZM179 111V112H178ZM186 111V113L184 112ZM237 111V112H236ZM239 111V113H238ZM39 112V113H38ZM165 112V115H163L162 113ZM170 115H167L166 117V114ZM183 115H182V113ZM216 112V111H215ZM228 112V113H227ZM236 112V113H235ZM42 110L41 108H39L36 104L34 105L32 103L31 105V108H30V117H31V124H32V129H36L37 127H39V124L40 125H45V123H42V122H45L46 120V116L43 115L42 116ZM84 114V112H82ZM196 112L194 111L193 115L195 114ZM210 113L212 115H210ZM226 113V114H225ZM230 113V114H229ZM238 113V114H237ZM41 114V115H40ZM188 116H187V115ZM198 114V113H197ZM216 116H215V115ZM237 114V115H236ZM186 115V116H185ZM192 115V116H193ZM246 115V116H245ZM45 116V117H44ZM113 115H111L112 117ZM169 116V117H168ZM180 116V117H181ZM191 116V117H192ZM195 116V115H194ZM193 116V117H194ZM197 116V115H196ZM195 116V117H196ZM216 118H214V117ZM242 116L244 118H242ZM42 117V118H41ZM77 118L79 116H76ZM76 117H74V123H73V126L72 127H76ZM82 117V116H81ZM167 118V121L164 120V118ZM189 117V118H187ZM192 117V118H193ZM194 117V118H195ZM238 117V118H237ZM38 118H39V122L38 121ZM41 118V120H40ZM109 117H107L108 119ZM191 118V119H192ZM45 119V120H44ZM83 119V118H82ZM111 119V118H110ZM163 119V121H161ZM181 119H183V117L180 118V121ZM184 119V120H185ZM170 120H172L174 122L171 121L169 122ZM179 120V119H178ZM183 121L182 122L185 124L187 123V121ZM214 120V121H212ZM242 120V121H241ZM11 120H8V122L6 123V127L10 128L12 126V124H10L11 122H9ZM76 121V122H75ZM245 121V122H244ZM123 122V120L121 121ZM166 122L172 124L173 126L177 125L176 128H179L180 129V132L178 133V131L176 132V130H179V129H176V128H173L172 125L168 126V124H166ZM167 126H165V124ZM181 123V122H179ZM182 123V124H183ZM224 123V124H222ZM159 125V126H158ZM222 125V126H221ZM262 125V124H261ZM106 126V127H104ZM161 126V127H160ZM174 126V127H175ZM179 126V127H178ZM225 126V127H223ZM236 126V127H235ZM36 127V128H35ZM163 127V129H162ZM165 127V128H164ZM171 127V130L173 128V130L171 131L169 128ZM8 128V129H9ZM132 128V129H131ZM141 128V129H140ZM149 128V129H148ZM161 128V130H160ZM167 128V130H166ZM183 128V130H181ZM220 128V129H219ZM225 128V129H224ZM260 128V129H258ZM31 129V130H32ZM144 129V130H143ZM151 129V130H150ZM176 129V130H175ZM149 130V131H148ZM164 130V131H162ZM171 132H170V131ZM218 130V131H217ZM258 130V131H257ZM33 131V130H32ZM169 131V132H168ZM175 131V132H173ZM164 132V134H163ZM178 133L176 134L177 136L181 133L183 135H180L178 136V143H176L177 141V136L173 133ZM223 132V135L221 134ZM233 132H235L233 134ZM245 132V134H244ZM253 132V133H251ZM144 133V134H143ZM158 133V134H157ZM241 133V134H240ZM258 135H256V134ZM173 134V135H172ZM143 135V136H142ZM145 135V136H144ZM157 135V136H156ZM160 135V136H159ZM164 135H166L164 137ZM169 135V136H168ZM171 135V136H170ZM174 135L176 136V139L174 138ZM216 135V136H215ZM242 135V136H241ZM244 135V136H243ZM257 137H256V136ZM10 136V135H9ZM141 136V137H140ZM203 136V135H202ZM230 136V137H229ZM232 136V137H231ZM250 136V137H249ZM255 136V138H254ZM12 137V135L10 136V138ZM156 137H159L156 139ZM217 137V138H216ZM141 138V139H140ZM143 138V139H142ZM163 138V139H162ZM172 138V139H171ZM226 140H225V139ZM230 138V139H229ZM243 138V139H242ZM12 139L16 140V137L13 136ZM168 139V140H167ZM175 139V140H174ZM184 139V138H183ZM182 139V140H183ZM217 139V140H216ZM221 139V140H220ZM232 139V140H231ZM155 140V141H154ZM167 140V141H166ZM173 140V141H172ZM224 140V141H223ZM13 141V140H12ZM148 141V142H147ZM158 141V142H157ZM170 141V142H169ZM181 141V142H180ZM214 141V142H213ZM235 141V142H233ZM246 141V143H245ZM247 141H248V144H247ZM154 142V143H153ZM156 142V143H155ZM162 142V143H161ZM163 142L165 144H163ZM172 142V143H171ZM219 142V143H218ZM232 142V145L231 143ZM244 142V143H243ZM1 143V142H0ZM89 143V142H88ZM87 143V144H88ZM204 143V144H203ZM235 143V144H234ZM251 143V144H250ZM171 146H170V145ZM207 147H206V145ZM244 144V148H242ZM78 145V142L75 143V148L76 149V146ZM157 145V146H156ZM162 145V146H161ZM168 145V147H167ZM211 145V146H210ZM124 146V147H123ZM205 146V147H204ZM215 146V147H214ZM221 146V147H220ZM8 147V146H7ZM165 147V148H164ZM172 147V148H171ZM199 147V148H198ZM201 147V148H200ZM205 149H204V148ZM225 147V148H224ZM228 147H232L231 149L234 151H232V153L230 152V148H229V151L227 153H225V150H227ZM4 148V147H3ZM3 148H1L0 146V174H7L9 171V164L8 162L10 163L11 161V155L9 157H7V155L10 154V151L8 149H4L2 150ZM123 148V149H121ZM146 150H145V149ZM164 150H163V149ZM163 151H162V150ZM167 149V150H166ZM172 149V151L170 150ZM248 149V151H246ZM2 150V151H1ZM159 150V151H158ZM236 150V151H235ZM7 151V152H6ZM122 151V152H121ZM143 151V152H142ZM154 151V152H153ZM163 153H162V152ZM164 151L168 153V157L166 155V153L164 154ZM202 151V152H201ZM209 151V152H208ZM249 151H251L249 153ZM2 152V153H1ZM6 152V154H5ZM239 152V153H238ZM247 152V154H246ZM72 153V152H71ZM126 153V154H125ZM154 153V154H153ZM171 153V154H170ZM195 153V154H194ZM223 155H222V154ZM236 153V154H235ZM112 154V155H111ZM170 154V155H169ZM207 154V155H206ZM230 154V155H229ZM212 155V156H211ZM229 155V156H228ZM91 152H88L85 156V164H87L91 158ZM217 156V157H216ZM228 156V159H226V157ZM7 157V158H6ZM194 157V158H193ZM200 157V158H199ZM71 158V157H70ZM135 160H133V159ZM152 158V159H151ZM170 158V159H169ZM217 158V159H216ZM226 159V163L224 162L225 159ZM245 158V159H243ZM6 159L8 161H6ZM49 159V160H48ZM48 159H45L46 162L43 164L46 165L45 166H48L49 165V168H52V165L53 164V158L49 157ZM63 159V158H62ZM66 158H64V165L62 168V172H61V179H62V182H63V185H68V183H70V187H71V190L72 191H69V192H64V193H60V192H55L52 194V186H51V183H50V180H46L45 182V185H44V191L43 194L45 195H49V197H51V210H50V213H49V220H48V223H47V241H46V249L48 250L49 252V255H50V264H67V262H64L61 260V248H60V241H61V223H62V216L61 214L59 213V211L61 210L62 212H67V209H68V205H69V202L71 201V197L72 195H74V198L80 193V190L76 188V177H74L72 180H71V176L69 175V171H68V168H70L71 166L68 165V161L65 160ZM184 159V160H183ZM187 159V160H186ZM3 160V161H2ZM5 160V161H4ZM52 160V161H51ZM156 160V161H155ZM180 162H179V161ZM224 160V161H222ZM235 160V161H236ZM50 163H48V162ZM51 161V162H50ZM160 161V162H159ZM173 162V163H170V162ZM209 161V162H208ZM222 161V162H221ZM135 162V163H134ZM145 162V163H144ZM149 164H148V163ZM157 162V163H156ZM175 162V163H174ZM177 162V163H176ZM133 163V164H132ZM140 163V164H139ZM155 163V165H154ZM160 163V164H159ZM191 163V164H190ZM205 163V164H204ZM213 163V164H212ZM222 163V164H221ZM223 163H225V166H222L224 165ZM139 164V165H138ZM144 164V165H143ZM149 166H148V165ZM159 164V165H157ZM162 164V166H161ZM174 164V165H173ZM186 164V165H185ZM203 164V165H202ZM221 164V165H219ZM228 164V163H227ZM6 165L8 167H6ZM134 165V166H133ZM138 165V166H137ZM140 165H142L140 167ZM154 165V166H152ZM180 165V166H179ZM198 165V166H197ZM201 165V166H200ZM248 168H246V166ZM249 165V166H248ZM176 166V167H175ZM186 166V167H185ZM144 167H146L144 169ZM159 167V168H158ZM161 167V168H160ZM183 167V168H182ZM196 167V168H195ZM206 167V168H205ZM222 167V168H221ZM242 167V168H243ZM5 168V169H3ZM130 168V169H129ZM148 168H150L148 170ZM152 168V169H151ZM166 168V170H164ZM171 170H170V169ZM204 168V169H202ZM217 170H216V169ZM225 168V169H224ZM227 168V169H226ZM246 168V169H245ZM48 168H46L47 170ZM119 169V170H118ZM139 169V171H138ZM160 169V170H159ZM169 169V170H168ZM178 169V170H177ZM180 169V171H179ZM183 169V170H182ZM215 169V170H214ZM224 169V170H223ZM231 169V171L229 170ZM234 169V173L233 170ZM248 169V170H247ZM3 170V171H2ZM43 170H45V167H43ZM45 170V173H47ZM103 170V171H102ZM128 170V171H127ZM155 170V172H154ZM159 170V171H158ZM177 170V171H176ZM199 170V171H198ZM237 170V172L235 171ZM127 171V172H126ZM164 171V172H163ZM189 173H188V172ZM227 173H225V172ZM162 172H163V175H162ZM166 172V173H165ZM171 172V173H170ZM175 172V173H174ZM186 174H185V173ZM220 172V173H219ZM223 172V174H222ZM44 173V171H43ZM44 173V175H45ZM144 173V174H143ZM160 173V175L158 174ZM170 173V174H169ZM178 173V175H177ZM195 173V174H194ZM204 173V174H203ZM232 173V174H231ZM153 174V175H152ZM180 174V175H179ZM208 174V175H207ZM231 174V175H230ZM235 174V176H234ZM263 174V175H262ZM82 175L85 177L86 175V172L85 170L82 171ZM187 175V176H186ZM262 175V177H261ZM142 176V177H141ZM156 176V177H155ZM157 176L159 178H157ZM207 176V177H206ZM211 176V177H210ZM216 176V177H215ZM224 176V177H223ZM233 176V178H232ZM181 177V178H180ZM186 177V178H185ZM210 177V179H209ZM213 177V178H212ZM221 177V178H220ZM236 177V178H234ZM149 178V179H148ZM157 178V179H156ZM161 178V179H160ZM189 178V180H188ZM208 178V179H207ZM244 178L245 180V183H244V180H242ZM87 179V178H86ZM163 179V180H162ZM182 179V181H181ZM184 179V180H183ZM212 179V180H211ZM216 179V180H215ZM235 179H237L238 181H235ZM170 180V181H169ZM201 180V181H200ZM227 180V181H226ZM230 180V181H229ZM263 180V181H262ZM148 181V182H147ZM156 181V182H155ZM161 181V182H160ZM164 181V182H163ZM203 181V182H202ZM206 181V182H205ZM211 183H209V182ZM234 181V182H233ZM242 181V182H241ZM260 181V182H259ZM262 181V183H261ZM48 182V183H47ZM133 184H132V183ZM139 182V183H138ZM238 182V184H237ZM46 183H47V186L46 187ZM93 183V184H92ZM141 183V184H140ZM145 183V184H143ZM155 183V184H154ZM161 183V184H160ZM164 183V184H163ZM202 183V184H201ZM220 183V185H219ZM227 183V184H226ZM259 183V184H258ZM149 184V185H148ZM169 184V185H168ZM178 186H177V185ZM180 184V185H179ZM187 184V185H186ZM194 184V185H193ZM233 184V186H232ZM235 184V185H234ZM50 185V186H49ZM92 185H93V188H92ZM154 185V186H153ZM157 185V186H156ZM197 185V186H196ZM205 185V186H204ZM210 185H212V188ZM224 185V186H223ZM240 185V186H239ZM145 186V187H144ZM188 186V187H187ZM193 186V187H192ZM227 186V187H226ZM242 186V187H241ZM249 186V185H248ZM262 186V187H261ZM50 187V189H49ZM134 187V188H133ZM174 187V188H173ZM206 187V188H205ZM227 188L225 190V188ZM239 187V188H238ZM241 187V188H240ZM169 188V189H168ZM184 188V189H183ZM190 188V189H189ZM195 188V189H194ZM199 188V189H198ZM237 188V189H236ZM260 188V189H259ZM263 188V189H262ZM47 189V190H46ZM49 189V191H48ZM100 189V190H99ZM192 189V190H191ZM204 189V190H203ZM219 189H222L219 191ZM229 189V190H228ZM259 189V190H258ZM92 192H91V191ZM95 190L97 191H101L103 192V195L104 198H102V196H100L99 198H93L91 197L93 192H94V195L96 196V194L99 195V193H97ZM139 190V191H138ZM192 192H191V191ZM200 190V191H199ZM206 190V192H204ZM214 190V191H213ZM224 190V191H223ZM262 190V191H261ZM175 191V192H174ZM187 191V192H186ZM189 191V192H188ZM49 192V193H48ZM90 192V193H89ZM156 194H155V193ZM160 192V194H159ZM165 192V193H164ZM168 192V193H167ZM178 192V193H177ZM200 192V193H199ZM202 192V193H201ZM232 192V193H231ZM48 193V194H47ZM150 193V194H149ZM172 193V194H171ZM182 193V194H181ZM222 193V194H220ZM52 194V195H51ZM102 193H100L101 195ZM153 194V195H152ZM156 196H155V195ZM164 194V195H163ZM190 196H189V195ZM195 194V195H194ZM204 196H203V195ZM215 194V195H214ZM225 194V195H224ZM93 195V196H94ZM97 195V196H98ZM137 195H140V196H137ZM176 195V196H175ZM209 195V196H208ZM214 195V196H213ZM208 196V197H207ZM221 196V197H220ZM226 196V197H225ZM253 196V197H252ZM48 197V196H47ZM47 197L45 196V198L47 199ZM149 197V198H148ZM193 197V198H192ZM201 197V198H200ZM217 197V198H216ZM72 198V199H74ZM167 198V199H166ZM173 198V199H172ZM205 198V199H204ZM208 198V199H206ZM228 198V199H227ZM94 199V200H93ZM96 199V200H95ZM99 201H98V200ZM103 199V200H101ZM142 199V200H141ZM162 199V200H161ZM172 201H171V200ZM185 199V200H184ZM188 199V200H187ZM195 199V200H194ZM202 199V200H201ZM220 199V200H219ZM223 199V200H222ZM263 199V200H262ZM89 200V201H88ZM97 201L96 203H98L99 205L96 206L97 204L94 203L93 201ZM160 200V201H159ZM177 200V201H175ZM188 202H187V201ZM218 200V201H217ZM226 200V201H224ZM256 200V201H255ZM262 202H260V201ZM101 201V202H100ZM213 201V202H212ZM217 201V202H216ZM223 201V202H222ZM259 201V202H258ZM145 202V203H144ZM166 202V203H165ZM168 202V204H167ZM230 202V203H228ZM170 203V204H169ZM178 203V205H177ZM185 203V204H184ZM188 203V204H187ZM211 203V204H210ZM227 203V204H226ZM259 203V204H258ZM261 203H263L262 205H260ZM149 204V205H148ZM202 204V205H200ZM177 205V206H176ZM189 205V207L187 206ZM197 205V206H196ZM211 205V206H210ZM256 205V206H255ZM93 206V208H92ZM96 206V207H95ZM148 206V207H147ZM154 206V207H152ZM165 206V207H164ZM183 206V207H182ZM263 206V207H262ZM146 207V208H145ZM168 207V208H167ZM178 207V208H177ZM186 207V208H185ZM85 208V207H84ZM92 209V212H91V209ZM150 208V209H149ZM159 208V209H158ZM170 208V209H169ZM187 209V210H186ZM99 210V211H98ZM156 210V211H155ZM175 210V211H173ZM179 210V211H178ZM206 210V212H205ZM94 211V212H93ZM151 211V212H150ZM255 211H257V213H261L260 214H257ZM98 212V213H97ZM156 212V213H155ZM165 212V213H164ZM205 212V213H204ZM252 212V213H251ZM91 213H92V216H91ZM98 215H97V214ZM118 213V215L116 216L115 214ZM122 214V216H120V214ZM164 213V215H163ZM174 213V214H173ZM176 213V214H175ZM202 213L204 215H202ZM90 214V215H89ZM97 215L98 218H95L97 216H93V215ZM100 214V215H99ZM172 215V216H169V215ZM201 214V215H200ZM207 214V217L205 216ZM252 214V215H251ZM255 214V215H254ZM257 214V215H256ZM66 216H68V214H65ZM139 215V216H138ZM142 215V216H141ZM156 215V216H154ZM162 215V216H161ZM189 215V216H188ZM251 215V216H250ZM77 216V217H76ZM80 216V217H79ZM88 216V217H87ZM91 216V217H90ZM150 216V217H149ZM161 216V217H160ZM178 216V217H177ZM197 216V217H196ZM203 216L201 219L200 217ZM257 216V217H256ZM259 216V217H258ZM263 216V217H262ZM100 217V218H99ZM143 217V218H142ZM148 217V218H147ZM169 217V218H168ZM177 217V218H176ZM183 217V218H182ZM206 217V218H205ZM255 217V218H254ZM38 218V216H37ZM120 218V219H119ZM141 218V219H140ZM186 218V220H185ZM204 218V219H203ZM253 218V219H251ZM39 219V218H38ZM74 219V220H72ZM77 219V220H78ZM89 219V220H88ZM155 219V220H154ZM251 220L250 221H248ZM256 219V220H255ZM261 219V220H260ZM263 219V221H262ZM37 219H33L32 220V223L30 226H28V230L26 231L25 229V233L27 234V232H29L27 235L25 233H23L25 235V238L24 240L21 242V244H24V247L27 246L30 247V248H27L29 249V251H25L24 249V252L25 254L28 256V253L30 255L31 258L28 259V257L25 255L24 257L29 260L27 261L28 263L27 264H43L40 262V259L42 258L41 256L42 255H45V248L43 247V243H42V233L40 234L41 232V228L40 226L36 227L34 226L35 224V221ZM97 220H99L97 222ZM123 220V221H121ZM151 220V221H150ZM198 220V221H197ZM102 221V222H101ZM144 221V222H143ZM185 221V222H184ZM202 221V222H201ZM253 221V222H252ZM255 221V222H254ZM262 221V222H261ZM34 222V223H33ZM37 222V221H36ZM92 222V220L90 221ZM100 222V223H99ZM122 222V223H121ZM127 222V223H126ZM138 222V223H137ZM140 222V224H139ZM147 222V223H146ZM159 222V223H158ZM172 222V223H171ZM192 224H191V223ZM198 222V223H197ZM250 222V223H249ZM75 223V222H74ZM74 223H69V226H71L73 228V225ZM98 223V224H97ZM178 223V224H177ZM184 223V224H182ZM187 223V225H185ZM247 223H248V226H247ZM254 223V224H253ZM71 224V225H70ZM73 224V225H72ZM173 224V225H172ZM175 224V225H174ZM194 224V225H193ZM202 224V225H201ZM99 225V226H98ZM127 225V226H126ZM128 225L130 226V228H132V231L129 233L128 232ZM146 225V226H145ZM151 225V226H150ZM179 225V226H178ZM184 225V226H183ZM192 225V227H191ZM255 227H254V226ZM133 226V227H132ZM156 226V227H155ZM174 226V227H173ZM176 226V227H175ZM246 226V227H245ZM30 227V228H29ZM33 227V228H32ZM70 227V229H72ZM128 227V228H127ZM147 227V228H146ZM151 227V228H149ZM178 227V229H177ZM191 227V228H190ZM197 227V228H196ZM199 227V228H198ZM203 227V228H202ZM236 227V226H235ZM242 227V228H240ZM245 227V229H244ZM251 227V228H249ZM38 228L40 229V231L38 230ZM155 230H154V229ZM164 228V229H162ZM230 228H232L231 231ZM143 231H142V230ZM147 229V230H146ZM179 229H180V233H179ZM197 229V230H196ZM234 229V230H233ZM238 230V231H235V230ZM257 229V230H256ZM33 230V231H32ZM136 230V231H135ZM145 230V231H144ZM152 230H153V235L155 234L156 237L160 236L161 238H164V241L163 244L165 243L166 245H162L161 247H163L164 249H169V250H172L170 251V253L172 252V256L170 259L169 257L167 258L166 256L162 258L166 259H158V257H161V255L156 251V249L154 248V245L151 244L150 242H152V238L155 237V236H151V240H150V235H152ZM161 230V231H160ZM194 230V231H192ZM245 230V231H244ZM249 230V231H247ZM103 231V232H102ZM139 231V232H137ZM151 232V234H148L147 236V241H141L143 240V236L145 237L148 233V232ZM187 231V232H186ZM202 231V232H201ZM244 231V232H243ZM252 231V232H251ZM259 231V233H258ZM37 232V233H36ZM78 231H74L72 234L73 238L75 237H78L79 234H80V231L77 233ZM141 232V233H140ZM146 232V233H145ZM149 232V233H150ZM159 232V233H158ZM174 232V233H173ZM178 232V233H177ZM183 232V233H182ZM199 232V233H198ZM240 232V233H239ZM256 232V233H255ZM158 233V235H157ZM195 233V234H194ZM242 233V234H241ZM250 235H249V234ZM255 233V234H253ZM131 234V235H130ZM175 234L177 236H175ZM187 234V236H186ZM194 234V235H193ZM234 234V235H233ZM262 234V235H261ZM78 235V236H77ZM143 235V236H142ZM162 235V236H161ZM179 235V236H178ZM181 235V236H180ZM207 235V236H206ZM232 236L233 238L229 237V236ZM129 236V237H128ZM131 236V237H130ZM137 236H139L137 238ZM166 236V242H165V237ZM172 236V237H171ZM174 236V237H173ZM194 236V237H193ZM200 236V237H199ZM203 236V237H202ZM181 237V238H180ZM186 237V238H185ZM229 237V238H228ZM102 238V239H100ZM105 240H104V239ZM143 238V239H142ZM160 238L159 241H161L162 239ZM195 238V239H194ZM205 238V239H204ZM208 238H210V240H208ZM228 238V239H227ZM237 240H234L233 242V239H236ZM239 238V239H238ZM249 238V239H248ZM37 239V240H36ZM141 239V240H140ZM154 239V238H153ZM177 241L175 242L174 241ZM183 239V240H182ZM199 239V240H198ZM214 239H217L218 242L215 240V242L217 243H214ZM226 239V240H225ZM230 239V240H229ZM232 239V241H231ZM254 239V241H253ZM262 239V240H261ZM77 240H80L78 238H74V240H71V243L69 241V244L70 245V248H69V255H68V260H69V264H79L77 259H81L79 258V256H76L75 255H78L80 252V246H79V243L80 241L78 242ZM130 240V241H129ZM158 240V239H157ZM195 240V241H194ZM202 240V241H201ZM206 240H208V248L206 249L205 251V254L202 252V253H196V251H199L200 250V245L203 244ZM221 240V241H219ZM246 240V241H245ZM256 240H259V243L262 245V251H263V254L260 255L259 253H257V251H255L257 249V241ZM260 240L263 242H260ZM72 241H76V242H72ZM127 241L129 242V245H130V248L128 247V243ZM139 241V242H138ZM154 241L158 244L160 243V245L162 244V242H158L156 241V239H154ZM153 241V242H154ZM180 241V243L178 242ZM193 241V242H191ZM197 241V242H196ZM230 241V242H229ZM236 241V243H235ZM30 242V243H29ZM147 242V243H145ZM170 242V243H169ZM186 242V243H185ZM202 242V243H201ZM207 242V241H206ZM220 242V243H219ZM257 242V243H256ZM145 243V246L144 244ZM154 243V244H156ZM178 243V244H177ZM231 243V244H230ZM233 243V244H232ZM241 243V244H240ZM28 244V245H27ZM147 244V245H146ZM173 244V245H172ZM210 244V245H209ZM230 244V245H229ZM236 244V245H235ZM253 246H251V245ZM81 245V243H80ZM127 245V246H126ZM170 245V246H169ZM182 245V246H180ZM187 245V246H185ZM226 245V246H225ZM241 245V246H240ZM256 245V246H255ZM23 246V245H22ZM138 246V247H137ZM143 246V247H142ZM153 246V247H152ZM159 246V245H157ZM166 246V247H165ZM184 246V247H183ZM220 246H223L220 248ZM245 246V248H244ZM249 246V247H248ZM256 248H255V247ZM109 247V248H108ZM149 247V249H148ZM178 247V248H177ZM194 247V248H192ZM227 247V248H226ZM231 247V248H230ZM233 247V248H232ZM247 247V248H246ZM251 247V248H250ZM44 248V249H43ZM76 248V249H75ZM79 248V249H78ZM128 248V249H127ZM143 248V249H142ZM154 248V249H153ZM198 248V249H197ZM210 248V249H209ZM226 248V249H224ZM255 248V249H253ZM77 250L79 253L78 254H75ZM81 249H82V245H81ZM129 249H130V252H129ZM195 249V250H194ZM232 249V250H231ZM237 249V250H235ZM244 249V250H243ZM33 252H32V251ZM128 250V252H126ZM146 250V251H145ZM168 250V251H169ZM231 250V251H230ZM251 250V251H250ZM72 251V252H71ZM75 251V252H74ZM103 253H102V252ZM138 251H141V252H138ZM144 253H143V252ZM154 251V252H153ZM177 251V252H176ZM191 253H190V252ZM228 251V252H227ZM241 253H240V252ZM243 251H244V254H243ZM249 251V252H248ZM261 251V252H262ZM116 252V253H115ZM150 254H149V253ZM153 252V253H151ZM157 252V253H156ZM212 252V253H211ZM225 252V253H224ZM238 252V253H237ZM252 252V253H251ZM256 252V253H255ZM34 253V254H32ZM41 253V255H40ZM84 253V252H82ZM101 253V254H100ZM115 255H114V254ZM143 253V254H141ZM148 253V254H147ZM183 253V254H182ZM219 253V254H218ZM224 253V254H223ZM233 253V254H232ZM73 254V255H72ZM95 254V256H96ZM100 254V255H99ZM106 254V255H105ZM127 254L130 256V260L129 261V256H127ZM156 254V255H155ZM185 254V255H184ZM193 256L191 257L190 256ZM200 254V255H199ZM210 256H209V255ZM229 254V255H228ZM243 254V255H242ZM158 255V256H157ZM175 255V256H174ZM188 255V256H187ZM240 255V257L238 256ZM73 256L75 257V259L73 260ZM94 256V257H95ZM96 256V257H97ZM112 256V257H111ZM151 256V257H150ZM153 256V258H152ZM157 256V257H156ZM208 256V258H207ZM225 256V257H224ZM243 256V257H242ZM263 256V257H262ZM35 257V258H33ZM116 257V258H115ZM141 257V258H140ZM148 257H150L148 259ZM184 259H183V258ZM191 257V258H190ZM203 257V258H202ZM33 258V259H32ZM38 258V260H37ZM71 258V259H70ZM89 258V256H87V259ZM90 258L92 259V257L90 256ZM89 258V260H91ZM108 258V259H109ZM145 258V259H144ZM189 258V260H188ZM205 258V259H204ZM228 258V259H227ZM235 258V259H234ZM238 258V260H237ZM261 258V259H260ZM112 259L115 261H112ZM119 259V260H118ZM144 259V260H143ZM154 259V260H153ZM179 259V261H178ZM186 259V260H185ZM194 259V260H193ZM211 259H212V262H211ZM214 259V260H213ZM230 259V260H229ZM244 261H243V260ZM34 262H32V261ZM71 260V261H70ZM77 262H76V261ZM107 260V259H104L103 262ZM127 260V261H126ZM148 260V261H147ZM152 260V262H151ZM204 260V261H203ZM220 260V261H219ZM261 260V261H260ZM86 261V262H85ZM109 261V260H107ZM106 261V262H107ZM121 261V262H120ZM155 261V262H153ZM163 263H162V262ZM165 261V262H164ZM167 261V262H166ZM170 261V262H169ZM173 261V262H172ZM187 261V262H186ZM230 261H233V262H230ZM236 261V262H234ZM30 262V263H29ZM54 262V263H53ZM89 261L88 260H84L82 262V264H87ZM101 262V263H103ZM109 262V263H110ZM175 262V263H174ZM190 262V264H191ZM200 262V263H199ZM205 262V263H204ZM210 262V263H209ZM90 263V262H89ZM88 263V264H89ZM26 264V263H25ZM100 264V263H98Z\"/></svg>","mask_w":264,"mask_h":264},{"label":"crops","instance_id":"3","mask_svg":"<svg viewBox=\"0 0 264 264\" xmlns=\"http://www.w3.org/2000/svg\"><path fill=\"white\" fill-rule=\"evenodd\" d=\"M126 87H127L129 92H135L136 91V89H135L136 85L134 84V80L132 79V77H130V79L128 80Z\"/></svg>","mask_w":264,"mask_h":264}]
</instances>
